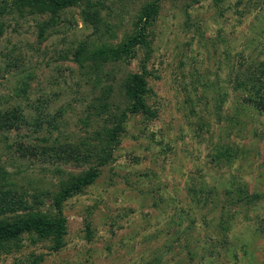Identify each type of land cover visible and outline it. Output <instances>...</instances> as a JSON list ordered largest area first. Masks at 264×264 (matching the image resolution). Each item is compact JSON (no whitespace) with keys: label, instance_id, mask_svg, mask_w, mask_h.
Returning <instances> with one entry per match:
<instances>
[{"label":"rangeland","instance_id":"374dc122","mask_svg":"<svg viewBox=\"0 0 264 264\" xmlns=\"http://www.w3.org/2000/svg\"><path fill=\"white\" fill-rule=\"evenodd\" d=\"M152 4L146 43L113 57ZM133 74L150 114L132 111ZM66 146L88 160L58 161ZM11 198L32 208L0 220L60 211L67 233L54 250L26 232L0 264H264V0H81L57 15L0 0V206Z\"/></svg>","mask_w":264,"mask_h":264},{"label":"trees","instance_id":"16d2710c","mask_svg":"<svg viewBox=\"0 0 264 264\" xmlns=\"http://www.w3.org/2000/svg\"><path fill=\"white\" fill-rule=\"evenodd\" d=\"M23 2L26 6L34 8L35 11L37 10L38 12L42 13L51 12L54 15H57L59 11L71 6H75L79 4L81 0H23ZM157 11L158 6L156 4H152L150 8H147L146 11L142 15H140L139 25L142 26L137 31V33L131 35L124 45H121L117 48H109V50L113 53V57L120 58L121 54H123V56H130L133 45L142 46L146 43V25L151 20H154ZM87 18L96 23L97 21H99L100 16L98 11H90L87 13ZM107 53L108 49L101 48L97 54H94V57H100L102 59L101 61H103L109 58V56L106 55ZM252 74L253 73H251V76H249L247 74H244L243 72H238L237 80L246 81L247 79L244 77H247L250 80L254 77V75ZM146 85V80L143 75L133 74L130 77L128 91L133 102L132 111L141 110L146 114H150V107H148L144 98V95L146 93ZM121 129L122 127L120 125L115 124L113 127L107 130L109 134L114 138V142L111 143L113 149L120 143V140L118 138L119 135L117 133L118 131H121ZM112 148L104 161H107L109 157V159L113 158ZM26 150L30 149L27 148ZM62 151V153H57L56 159L65 163L75 162L76 164H81L89 158V154H84L82 152V149L80 151H75L70 146H66ZM225 153L226 152H223V154ZM99 174L100 172L96 168V166L92 165L84 173L73 176L70 181L66 183V185L64 184V187L62 186V188L56 195L57 197L54 200L56 206L60 208L61 202L73 197L75 194L81 193L86 188V186H89L95 182ZM6 196L7 194L4 195L3 193L1 199L6 198ZM12 196L16 198L17 195L15 196V194H12ZM14 198H11L7 203H4L0 206V212L5 216L8 215L9 212L17 210H28L32 208V205H29L28 202L24 206H16L15 204L17 200ZM26 232L36 233L39 235V237L54 236V244L52 249L57 250L64 244V236L67 233L66 219L60 214V211L54 217L33 216L28 218L25 216H20L15 219H4L3 217L2 220H0V249H2L3 246H7L8 242L12 239L18 238Z\"/></svg>","mask_w":264,"mask_h":264}]
</instances>
